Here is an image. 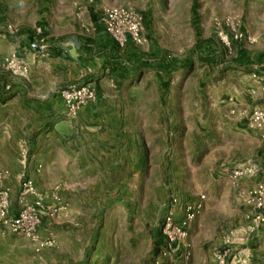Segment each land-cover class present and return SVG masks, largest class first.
<instances>
[{"label":"rangeland","instance_id":"obj_1","mask_svg":"<svg viewBox=\"0 0 264 264\" xmlns=\"http://www.w3.org/2000/svg\"><path fill=\"white\" fill-rule=\"evenodd\" d=\"M111 6L132 8L144 16L143 41L125 46L117 43L112 62H125L130 74L125 81H118L117 87L110 88L116 106L114 115L120 111L126 118L121 131L128 145L133 147L134 135L142 133L139 176L128 173L125 187L97 189L100 194L104 192V197L109 196L103 201L97 199V194L89 195L93 189L74 181L41 189L23 174L21 182L30 178L44 196V204L58 210L43 213L39 242L10 232L0 217V264H46L41 251L57 245L55 235L62 228L92 229L90 247L97 248L99 239L104 238L122 241L128 257H133L131 261L136 255L137 264H153L162 244L161 225L171 195L194 200L199 199L195 198L197 193L208 196L215 190V170L227 154L231 139L220 140V124L213 109L216 100L214 95L207 97L206 91L220 86L224 76L226 86L234 82V75L227 72L238 70L232 61L243 45L264 48V0H0V75L11 71L25 76L30 71L23 55L6 50L12 40L41 49L47 48L42 44L64 38L92 42L102 33L101 18ZM13 53L19 57L16 62L12 60ZM172 58L177 59L176 69L164 78L159 65ZM1 81L0 77V85ZM79 113L67 116L76 118ZM245 160L248 159L238 161ZM0 178L4 181L3 173ZM229 180L234 184L226 182L224 188L232 209L236 208L234 201L239 200L241 208L246 205L245 216L250 208L245 200L249 187L235 190L239 181L230 175ZM8 186L11 209L16 211L22 204L21 188L13 199V189ZM182 215L178 214L180 218ZM195 219L188 225L189 234ZM211 224L208 219L203 230L212 234ZM108 229L110 232H106ZM64 235V255H78L80 251L72 242L76 235ZM49 238L53 242L45 243ZM188 242L187 238L176 255V263L182 260L181 253ZM215 259L218 264L216 252Z\"/></svg>","mask_w":264,"mask_h":264},{"label":"crops","instance_id":"obj_2","mask_svg":"<svg viewBox=\"0 0 264 264\" xmlns=\"http://www.w3.org/2000/svg\"><path fill=\"white\" fill-rule=\"evenodd\" d=\"M243 46L232 61L238 70L227 72L234 75L235 83L226 86L224 76L220 86L214 85L206 91L207 97L214 95L216 100L213 109L220 124L217 129L220 140L231 139L230 147L215 170L217 194L209 192L207 196L200 192L195 196L205 206L190 226L182 260L174 264H217L216 249L228 237L233 240L234 264H264V227L247 236L246 205L241 208L237 204L239 200H235L236 208L232 209L224 188L226 182L232 185L229 173L238 160L258 162L261 167L258 177L264 178V124L255 127L250 123L253 107L264 106V48ZM117 49V42L105 28L92 42L64 38L43 49L30 47L25 41L10 42L6 50L18 51L30 67L25 76L11 71L0 75V174L12 187L13 199L20 191L23 174L41 189L74 181L76 185L93 189L89 195L97 194V199L103 201L109 196L104 197V192L100 194L97 189L125 187L128 173L139 176L142 133L134 135L133 147L130 142L128 145L121 131L126 118L120 111L114 115L116 106L111 98V86L117 87V82L125 81L130 74L125 62H112ZM173 59L159 65L162 77L176 69L169 67ZM97 80V99L83 106L76 118L68 117L60 88ZM255 180L242 179L237 183L239 186L235 183L234 189L249 187ZM208 219L212 222V234L203 230ZM69 232L76 235L72 242L80 251L78 255H64L67 248L64 234ZM85 232L89 234L87 237ZM93 235L92 229H59L55 235L57 245L44 248L40 257L46 264L65 261L67 264H137L136 255L131 261L133 257H128L122 241L104 238L99 239L97 248L90 247ZM245 255L249 259L244 263Z\"/></svg>","mask_w":264,"mask_h":264},{"label":"built area","instance_id":"obj_3","mask_svg":"<svg viewBox=\"0 0 264 264\" xmlns=\"http://www.w3.org/2000/svg\"><path fill=\"white\" fill-rule=\"evenodd\" d=\"M101 22L105 31L121 46L143 41L144 16L135 9L124 6L108 7L102 15ZM42 46L47 45L42 44ZM12 55L13 62H16L18 55L16 53ZM23 66L25 71L29 70L26 63ZM59 92L63 98L65 114L71 116L77 115L87 103L95 101L98 95L94 81L71 83L61 87ZM250 123L255 127L263 126L264 106L255 105L253 107L250 113ZM260 171L261 167L258 162L245 160L235 163L229 173L235 182L245 178H256L255 182L245 191L246 203L250 204V208L245 213L246 234L249 237L264 227V178L258 177ZM10 194V187L0 178V217L3 225L12 233L39 242L41 238L39 226L43 213L52 214L58 208L46 206L44 196L35 183L27 177L21 182L22 204L16 211L11 209ZM30 197L35 200H31ZM203 208L202 199L187 200L176 193L171 195L161 225L162 244L153 264H166L169 260L176 263V255L180 253L183 243L188 238V225L202 212ZM180 212L183 213L181 218L178 216ZM52 242V238L45 241V243ZM232 243V238L228 237L216 251L218 264H234L233 260L236 255L233 254ZM40 244H44L43 241ZM248 259L249 255L242 257L244 263Z\"/></svg>","mask_w":264,"mask_h":264},{"label":"trees","instance_id":"obj_4","mask_svg":"<svg viewBox=\"0 0 264 264\" xmlns=\"http://www.w3.org/2000/svg\"><path fill=\"white\" fill-rule=\"evenodd\" d=\"M209 41V39H205V42L207 43ZM210 43H208L209 45ZM177 64V59H173L172 63L169 64V67L172 68V66H176Z\"/></svg>","mask_w":264,"mask_h":264},{"label":"water","instance_id":"obj_5","mask_svg":"<svg viewBox=\"0 0 264 264\" xmlns=\"http://www.w3.org/2000/svg\"><path fill=\"white\" fill-rule=\"evenodd\" d=\"M38 48H40V46H37Z\"/></svg>","mask_w":264,"mask_h":264}]
</instances>
